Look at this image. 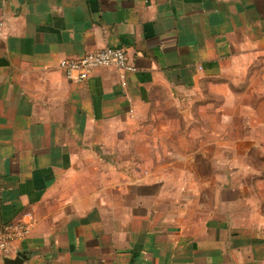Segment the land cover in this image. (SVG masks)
<instances>
[{
	"label": "crops",
	"instance_id": "obj_1",
	"mask_svg": "<svg viewBox=\"0 0 264 264\" xmlns=\"http://www.w3.org/2000/svg\"><path fill=\"white\" fill-rule=\"evenodd\" d=\"M0 21V225H32L8 257L264 264V184L255 203L247 193L233 206L225 189L206 206L173 171L184 157L142 171L122 152L157 94L264 70V0H0ZM106 47L124 49L134 71L78 82L58 69Z\"/></svg>",
	"mask_w": 264,
	"mask_h": 264
},
{
	"label": "rangeland",
	"instance_id": "obj_2",
	"mask_svg": "<svg viewBox=\"0 0 264 264\" xmlns=\"http://www.w3.org/2000/svg\"><path fill=\"white\" fill-rule=\"evenodd\" d=\"M248 75L157 94L134 119L123 157L142 171H159L184 157L177 171L168 168L190 177L185 183L200 191L194 199L201 204L208 206L225 189L233 206L246 205L247 193L255 203L258 184H264L254 178L264 174V70L256 65Z\"/></svg>",
	"mask_w": 264,
	"mask_h": 264
},
{
	"label": "built area",
	"instance_id": "obj_3",
	"mask_svg": "<svg viewBox=\"0 0 264 264\" xmlns=\"http://www.w3.org/2000/svg\"><path fill=\"white\" fill-rule=\"evenodd\" d=\"M3 23L0 21V34ZM112 68L120 72H133L128 63L126 52L122 48L106 47L85 54L77 59H60L58 69L69 81H84L99 69ZM31 220V217L29 218ZM28 221H17L0 225V258L14 253V245L28 238L31 232Z\"/></svg>",
	"mask_w": 264,
	"mask_h": 264
},
{
	"label": "water",
	"instance_id": "obj_4",
	"mask_svg": "<svg viewBox=\"0 0 264 264\" xmlns=\"http://www.w3.org/2000/svg\"><path fill=\"white\" fill-rule=\"evenodd\" d=\"M27 258L25 253H17L13 258L8 256L2 257L1 262L2 264H23L24 260Z\"/></svg>",
	"mask_w": 264,
	"mask_h": 264
}]
</instances>
